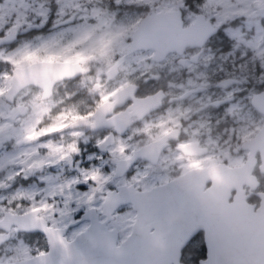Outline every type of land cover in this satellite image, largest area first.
<instances>
[{"label":"flooded vegetation","instance_id":"1","mask_svg":"<svg viewBox=\"0 0 264 264\" xmlns=\"http://www.w3.org/2000/svg\"><path fill=\"white\" fill-rule=\"evenodd\" d=\"M174 1L177 0H93L83 7L72 8L69 15H64L63 21L57 17L56 7L46 6L42 8L44 17L38 18L41 21L39 26L21 32H0V39L13 35L9 42L0 44V49L12 48L24 37L44 35L52 24L57 25L60 21L62 24L69 19V23L73 22L77 12L96 9V23L107 21L110 30L114 25L112 22L132 15V24L120 37L123 43L109 45L105 40L100 45H97L99 41L88 45V40H79L70 49H85L82 53L87 55L38 60L68 63L71 70V75L54 84L50 96L41 100L50 99L58 88L63 103L50 109L49 114L60 119L72 115L71 119L64 120L63 126L49 134L53 140L60 139L59 150L52 153L62 154L65 160L72 161L70 164L79 161L81 167L89 152L96 163L88 166L96 165L97 160L104 162L100 169L108 177L95 185L88 182L87 187L89 192L92 191L91 199L99 201V205L115 181L121 187H113L112 191L121 192L120 197L127 201L128 194L130 197L132 194L144 195L160 189L153 200L174 207L193 201L195 192L211 190L215 182H234L235 187L229 189L228 199L210 204L208 233L212 232V222H218L216 228L221 227L229 213L240 231L243 228L248 230L246 243L259 247L254 252L251 250L246 255L237 256L235 264H264V250L261 251L262 245L258 241L259 236L264 238V58L260 64L258 57H251L242 47L243 55L240 51L234 52L231 40L215 35L222 25H214L205 14L197 11L202 0ZM168 12L171 14L166 20L173 19L172 24L176 27L156 44V48L139 43L133 47L125 46L131 44L132 33L141 20ZM197 15H201V22H208V30L213 31L201 43H180L176 20L179 19L181 29H186L194 23ZM67 16L72 18L67 19ZM159 22L156 18L150 24ZM228 24L232 25L234 21ZM95 26L100 31L99 25ZM92 29L96 28L90 26L86 34ZM231 52L234 53L231 55ZM13 68L9 71V79ZM28 87L40 92L33 86L25 88ZM13 100L5 116L9 122L27 114V108L13 104ZM16 105L24 106L21 107L23 114L8 119L10 109ZM50 120L45 116L41 125H48ZM97 145L101 151H91ZM31 150L36 152L39 146ZM131 158L134 159L132 168L143 173L135 181L126 178L124 171L116 172L115 167ZM105 163L114 169V173L104 171ZM64 172L65 169L59 181L63 180ZM29 181L34 182L33 179ZM12 186L0 187V193ZM76 189L87 191L78 186ZM236 193L242 199L233 200ZM42 195L43 191L35 192L33 203L27 202L23 210L11 209L14 208L12 205L2 209L0 204V255L4 246L19 242L26 245L29 254L16 260L44 254L48 242L41 233L42 228L51 232L53 243H63L72 240L89 223H74L73 212L71 220L64 224L61 201ZM90 208L95 209L94 204L84 210ZM51 209L54 211L49 213ZM125 209L132 214L125 234L121 235L119 230L109 226L117 214L115 209L105 225L116 231V244L129 234L135 219L130 202ZM24 214H27V227L32 230L19 231L16 225L4 219L9 215ZM93 215L98 222L101 218L106 219L99 211H94ZM74 228L77 231L72 232ZM203 239L201 230L192 234L180 249L179 263L198 264L199 260H205ZM199 246L202 255L196 259ZM223 262L233 264L227 260Z\"/></svg>","mask_w":264,"mask_h":264},{"label":"rangeland","instance_id":"2","mask_svg":"<svg viewBox=\"0 0 264 264\" xmlns=\"http://www.w3.org/2000/svg\"><path fill=\"white\" fill-rule=\"evenodd\" d=\"M91 1L93 0H0V32H21L39 26L41 21L38 18L44 17L42 8L46 6L56 7L57 17L63 21L64 15H69L68 11L72 8L83 7ZM165 1L167 0H163ZM197 11L205 14L214 25H222L224 34L232 42L234 52L240 51L243 55L242 49L248 50V55L258 57L259 63H263L261 59L264 58V0H202ZM96 13V9L86 10L84 13L77 12L76 17L73 16V22L69 23V17L72 16H67L69 20L64 21L67 23L62 24L60 21L57 25L52 24L44 35L24 37L14 47L0 49V187L13 185L0 193L2 209L11 208L12 205L14 208L11 209L23 210L27 202L33 203L32 196L35 192L43 191V198L53 197L52 200L61 201V220L65 221V224L71 220V213L75 211L78 203L83 209L93 204L95 209L99 206V201L93 202L91 199L92 191L89 192V188L80 192L76 187L77 181L84 182L85 172L89 177L95 175L96 179L89 181L93 185L105 180L108 176L100 169L104 162L97 160L96 165L85 169L84 165L80 166L79 161L70 164L72 161L65 160L62 154L52 153L59 150L60 139L53 140L48 137L49 134L63 126L64 120L72 117L69 115L66 119H60L49 114L50 109L63 103L59 89L57 88L46 101L39 100V92L31 87L20 91L14 97L13 104L24 105L27 114L15 122L5 119L12 104L2 98V93L9 84L8 74L12 67H22L33 61L49 58L87 55L88 53H82L85 49L78 48L75 51V48L70 47L77 45L79 40H88V45L95 44L96 41H99L97 45H100L114 37L122 40L120 37L133 21L132 15L124 16L112 22L114 25L110 30L107 28V21L96 23ZM231 21H234V24L229 25ZM95 24L99 25L100 31ZM90 26L96 29L86 34ZM234 52H231V55ZM33 53L35 55H32ZM45 116L51 120L43 127L41 124ZM37 145L39 150L33 152L31 149ZM64 169V178L59 181ZM39 182L43 184L39 185ZM53 211L51 209L49 213ZM114 217L116 218H113L109 226L115 227L121 235L125 234L132 214L125 209L123 213L117 212ZM75 231L77 228L72 230ZM28 254V248L21 242L17 245H6L2 249L0 261L16 260Z\"/></svg>","mask_w":264,"mask_h":264},{"label":"water","instance_id":"3","mask_svg":"<svg viewBox=\"0 0 264 264\" xmlns=\"http://www.w3.org/2000/svg\"><path fill=\"white\" fill-rule=\"evenodd\" d=\"M170 14L171 12L156 14L152 18L146 17L141 20L132 33L131 44L132 38L136 37V43L145 47L156 48V44L162 38L165 39L169 36L176 27L175 24H172L174 23L173 19V22L166 20ZM154 18L160 22L151 25L150 22H155ZM201 20H203L201 15L195 16L194 23L186 29H181L179 19L176 20L179 28L176 31L178 41L183 44L185 42L196 44V42L201 43L205 40L213 29L209 28L208 30L209 23L201 22ZM141 33L144 34L143 38L140 36ZM12 38L13 35L8 34V36L0 39V44L9 42ZM67 65L69 64L36 61L22 68H13L8 87L2 93V98L11 104L14 96L20 90L27 86H33L40 91V100L47 99L51 94L53 85L71 75V70ZM12 107L14 108L10 109L8 119L23 114L24 109L21 107L24 106ZM133 161L134 159L131 158L124 163H132ZM121 162L115 166L116 172H123ZM212 187L211 190H206L203 193L195 192L194 200L183 204L182 207L155 202L153 199L159 195L160 189L158 192L154 190L144 195L132 194L130 197L128 194V203H131V208L135 211V219L131 224L129 234L120 243L116 244V231L100 226L94 217L95 214L93 215L94 211H91L87 226L69 242L53 243L51 232L42 228L41 233L45 234L48 242L46 253L0 264H182L178 261L180 249L197 230L204 232L203 241L206 248L205 260H199L198 264H224V260L235 264L237 256L246 255L251 250L254 252L259 247L254 248L253 245L250 246L246 243L249 239V235H246L248 230L243 228L240 231V228L236 227L237 222L231 218L229 213L226 220L221 223V227L216 228L218 222H212V232L208 233L210 204L213 201L228 199L229 189L235 187V183L215 182ZM121 195V192L117 194L118 197ZM117 196L110 197L108 195L105 196L104 200L111 204ZM232 199L239 200L242 197L236 193ZM115 207L112 206V212ZM100 214L103 215L101 212ZM109 216L106 217L107 221ZM4 219H8V222L16 225L19 231L32 230L27 227L29 226L27 214L9 215ZM243 225L245 224L243 223ZM258 241L262 245L261 251L264 250V238L259 236Z\"/></svg>","mask_w":264,"mask_h":264},{"label":"snow or ice","instance_id":"4","mask_svg":"<svg viewBox=\"0 0 264 264\" xmlns=\"http://www.w3.org/2000/svg\"><path fill=\"white\" fill-rule=\"evenodd\" d=\"M189 3H190V0H189ZM215 35L221 36L225 40L228 39V37L224 34V31H223L222 28L218 29L217 32L215 33ZM140 36H141V38H143L144 34L141 33ZM136 42H137V38L133 37L132 38V44H126L125 46L126 47H133V46H135ZM119 43H123V42L120 41L118 37H114L112 40H110L108 42L109 45H111V44H119ZM32 55H35V53H33ZM91 151H95V152L99 153L101 151V149H100L99 145H97L96 147L92 148ZM121 151H124V150L122 149ZM107 154L108 153L105 152V155H107ZM86 155L88 156V159L83 162L85 169L88 168L89 164H95L96 163V160L91 156L90 152L87 153ZM121 168L124 171L125 177L126 178H130L133 181H135L140 175L143 174L141 170L133 169L132 168V164L130 162L129 163L121 162ZM93 171H95V169ZM104 171L108 172L109 174L114 173V169L112 167H110L107 163L104 164ZM84 177H85L84 182L77 181V186L79 188H81V189L87 188L88 187V182L90 180L94 181L96 179L95 175L89 177L86 172L84 173ZM113 187L120 188L121 185L115 184V185H110L109 186L108 195L110 197L117 196V194L112 191ZM127 204H128V201L126 199H124L122 197H118V196H117V198L114 201L111 202V204L109 203V201L104 200L99 205L98 209L84 210L83 208H81L79 206V203H78L77 208L74 211L73 222L77 223V224H86L88 222V220H89V213L91 211H99V212H101L103 214L104 217H107V216L111 215L112 206L113 205L116 206L115 207L116 212L123 213L125 208L127 207ZM114 218H116V217H114ZM107 223H108V221L106 219H104V218H101L99 220L100 226H105Z\"/></svg>","mask_w":264,"mask_h":264},{"label":"trees","instance_id":"5","mask_svg":"<svg viewBox=\"0 0 264 264\" xmlns=\"http://www.w3.org/2000/svg\"><path fill=\"white\" fill-rule=\"evenodd\" d=\"M197 250H198V251H197L196 256H195L196 259L199 258V257H201V255H202L201 246H199Z\"/></svg>","mask_w":264,"mask_h":264}]
</instances>
